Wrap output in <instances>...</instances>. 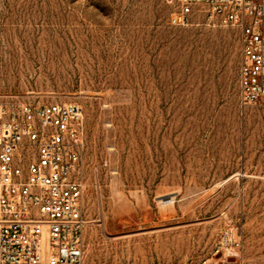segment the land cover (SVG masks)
Instances as JSON below:
<instances>
[{
    "label": "rangeland",
    "instance_id": "374dc122",
    "mask_svg": "<svg viewBox=\"0 0 264 264\" xmlns=\"http://www.w3.org/2000/svg\"><path fill=\"white\" fill-rule=\"evenodd\" d=\"M176 12L0 0V102L81 108L87 262L194 264L241 235L264 264V107L239 106L237 32Z\"/></svg>",
    "mask_w": 264,
    "mask_h": 264
},
{
    "label": "built area",
    "instance_id": "2783aa9c",
    "mask_svg": "<svg viewBox=\"0 0 264 264\" xmlns=\"http://www.w3.org/2000/svg\"><path fill=\"white\" fill-rule=\"evenodd\" d=\"M166 3L182 27L201 17L237 32L239 106L264 107V0ZM83 151L77 104L0 102V264H134L85 259ZM242 250L238 235L194 264H247Z\"/></svg>",
    "mask_w": 264,
    "mask_h": 264
},
{
    "label": "bare ground",
    "instance_id": "6f19581e",
    "mask_svg": "<svg viewBox=\"0 0 264 264\" xmlns=\"http://www.w3.org/2000/svg\"><path fill=\"white\" fill-rule=\"evenodd\" d=\"M173 202H174L173 198L162 199V200L158 201V207L162 211H167V210H171L172 211L174 209Z\"/></svg>",
    "mask_w": 264,
    "mask_h": 264
}]
</instances>
